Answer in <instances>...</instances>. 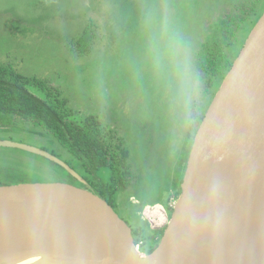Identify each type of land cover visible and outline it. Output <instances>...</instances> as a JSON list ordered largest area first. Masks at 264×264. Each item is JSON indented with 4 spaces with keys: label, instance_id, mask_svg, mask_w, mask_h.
Here are the masks:
<instances>
[{
    "label": "rangeland",
    "instance_id": "obj_1",
    "mask_svg": "<svg viewBox=\"0 0 264 264\" xmlns=\"http://www.w3.org/2000/svg\"><path fill=\"white\" fill-rule=\"evenodd\" d=\"M263 11L264 0H0V63L48 80L61 92L73 121H92L107 140L128 149L136 179L132 189L117 190L113 209L133 240L137 232L149 234L157 247L180 192H164L163 203L145 206L150 213L140 210L135 194L150 199L177 174L188 157L191 119L205 114L227 74L223 65L208 68L210 51L220 47L232 66ZM149 12L157 24L166 16L178 34L195 84L190 101L166 72L153 68L152 31L145 26ZM88 21L95 25L92 49L78 56L70 44ZM28 89L44 97L37 88ZM0 141L44 150L89 180L81 162L39 125L0 123ZM0 168H10L22 182L81 186L51 161L16 148L0 147ZM148 246L141 253L150 254Z\"/></svg>",
    "mask_w": 264,
    "mask_h": 264
},
{
    "label": "water",
    "instance_id": "obj_2",
    "mask_svg": "<svg viewBox=\"0 0 264 264\" xmlns=\"http://www.w3.org/2000/svg\"><path fill=\"white\" fill-rule=\"evenodd\" d=\"M38 155L81 183L0 184V248L68 264H264V11L193 138L180 195L157 247L137 252L130 227L70 166Z\"/></svg>",
    "mask_w": 264,
    "mask_h": 264
},
{
    "label": "trees",
    "instance_id": "obj_3",
    "mask_svg": "<svg viewBox=\"0 0 264 264\" xmlns=\"http://www.w3.org/2000/svg\"><path fill=\"white\" fill-rule=\"evenodd\" d=\"M94 26L92 21H88L81 34L71 41L70 48L73 53L83 56L91 51L95 37ZM224 59L225 56L220 47H214L207 57V66L214 70L220 69L219 66L223 65L221 68L227 73L231 68V62ZM28 86L40 90L44 97L40 98L33 94ZM203 117L204 113L191 119L187 154ZM19 121L39 125L46 133L52 135L60 146L72 155L73 159L81 162L86 175L93 179L91 183L93 190L112 207L119 188L132 189L136 175L128 162L130 153L122 143H111L92 121L81 124L73 121L66 109V101L61 97V92L48 80L24 76L11 65L0 63V123L14 124ZM186 160L187 157L182 161V165L180 163V169L172 181L165 188L156 189L150 199L135 194L140 210L147 205L163 203L164 192L171 188H174L176 193L180 192ZM102 171L107 174L103 175ZM20 182L22 181L18 178L10 177L6 182L0 181V184ZM137 234L138 237L134 239V243L138 244V241H141L140 252H143L141 247L144 248V244L149 243L146 252L151 253L156 248L154 242L150 243L151 236L142 232Z\"/></svg>",
    "mask_w": 264,
    "mask_h": 264
},
{
    "label": "clouds",
    "instance_id": "obj_4",
    "mask_svg": "<svg viewBox=\"0 0 264 264\" xmlns=\"http://www.w3.org/2000/svg\"><path fill=\"white\" fill-rule=\"evenodd\" d=\"M145 26L152 31L148 52L153 68L157 73L166 72L178 93L185 101H190L191 89L195 84L190 76L186 59L182 58L178 34L166 16L157 24L151 12L145 14Z\"/></svg>",
    "mask_w": 264,
    "mask_h": 264
},
{
    "label": "bare ground",
    "instance_id": "obj_5",
    "mask_svg": "<svg viewBox=\"0 0 264 264\" xmlns=\"http://www.w3.org/2000/svg\"><path fill=\"white\" fill-rule=\"evenodd\" d=\"M0 264H68L59 256L18 248H0Z\"/></svg>",
    "mask_w": 264,
    "mask_h": 264
},
{
    "label": "flooded vegetation",
    "instance_id": "obj_6",
    "mask_svg": "<svg viewBox=\"0 0 264 264\" xmlns=\"http://www.w3.org/2000/svg\"><path fill=\"white\" fill-rule=\"evenodd\" d=\"M235 60V59H234ZM233 60V61H234ZM233 61H232V63H233ZM102 174L103 175H105V172L104 171H102ZM6 176V177H5ZM88 176V178H89V180H87V178H86V182L89 184V185H91V183L93 182V179H92V177H90L89 175H86V177ZM4 177V178H3ZM10 177H14L13 175H12V173H11V171H10V168H7V169H2V168H0V181H4V182H6L7 180H9L10 179ZM15 178H17V177H15ZM19 179V178H18ZM20 180V179H19Z\"/></svg>",
    "mask_w": 264,
    "mask_h": 264
},
{
    "label": "built area",
    "instance_id": "obj_7",
    "mask_svg": "<svg viewBox=\"0 0 264 264\" xmlns=\"http://www.w3.org/2000/svg\"><path fill=\"white\" fill-rule=\"evenodd\" d=\"M144 211L147 212V213H150L149 212V207H145V210ZM153 214H155V215L157 214L158 215L159 213L156 211L155 213L153 212ZM158 217H159V219H161V215L160 216L158 215ZM134 246H135V250L137 252H140V244H134Z\"/></svg>",
    "mask_w": 264,
    "mask_h": 264
}]
</instances>
